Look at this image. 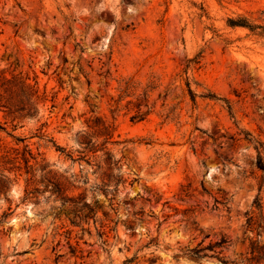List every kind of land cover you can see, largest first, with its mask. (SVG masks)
<instances>
[{
	"label": "rangeland",
	"instance_id": "1",
	"mask_svg": "<svg viewBox=\"0 0 264 264\" xmlns=\"http://www.w3.org/2000/svg\"><path fill=\"white\" fill-rule=\"evenodd\" d=\"M263 10L264 0H0V77L37 82L40 97L38 116L14 120L0 89V264H223L189 253L222 236L228 264H258L264 40L227 20ZM82 135L98 150L80 159ZM110 174L125 182L105 187ZM59 187L99 203L103 237L93 219L89 233L57 215Z\"/></svg>",
	"mask_w": 264,
	"mask_h": 264
},
{
	"label": "trees",
	"instance_id": "2",
	"mask_svg": "<svg viewBox=\"0 0 264 264\" xmlns=\"http://www.w3.org/2000/svg\"><path fill=\"white\" fill-rule=\"evenodd\" d=\"M262 21V22H259ZM227 25L232 28H244L248 31L249 36L256 37L258 39L264 40V10L260 12L258 18H253L248 15H240L236 18L230 17L227 20ZM188 87V93L191 96L193 104L197 102V94L191 88V84L189 80L186 81ZM0 89L1 93V102L3 103L1 106L6 108L10 115H13L14 120L17 118H27V117H36L38 116V99H40L38 93V83L31 84L28 82V78L23 76H14L12 79H8L4 76L0 77ZM208 97L217 98L215 94H209ZM137 116H134L133 119H136ZM144 117L140 118L143 119ZM106 131L108 127H104ZM79 142L82 145V150L80 152V159H83L87 152L98 150V144L94 142L93 138L90 136L82 135L79 138ZM69 156H73L69 154ZM27 164H29L30 160H26ZM117 163L115 166L117 168ZM257 167L260 170H264V157L262 154H259ZM5 176H0V193L6 187ZM110 182H104V186L109 188L111 184L114 186V190L118 187V185L124 181L123 177L111 175L109 176ZM62 198H59L62 202V206L57 215L65 216L68 218L70 224L73 227H82V230L89 231L92 233L91 229L85 228V223H88L90 219H93L95 223H100V227L103 232H99V235L103 237L106 233V229L110 227V222H108V215L104 213L106 219L101 220L98 217V208H101L98 202L92 203L87 200L84 195H81L78 198L67 197L64 194V190L59 187L57 190ZM205 191L206 188H205ZM68 205V207H64ZM260 207V203L258 204ZM118 228L119 222L116 223ZM128 229L133 230L134 225L129 224ZM72 234V231L71 233ZM230 243V239L226 236H222L215 243L209 244L206 247H198L190 249L189 253L192 256H196L199 258L211 257L219 259L223 264H228L229 260L222 256V250L215 251V249H223ZM206 251H213V254L208 255ZM252 252L254 253V258L257 260L258 264H264V245H261L258 239L252 241ZM136 256L127 260V262H133L136 260Z\"/></svg>",
	"mask_w": 264,
	"mask_h": 264
}]
</instances>
